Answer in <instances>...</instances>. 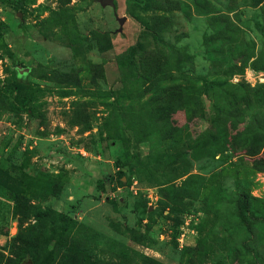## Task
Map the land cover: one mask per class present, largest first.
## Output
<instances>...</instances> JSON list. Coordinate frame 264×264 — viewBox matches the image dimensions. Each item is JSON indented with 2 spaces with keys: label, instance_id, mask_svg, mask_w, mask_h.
I'll use <instances>...</instances> for the list:
<instances>
[{
  "label": "rangeland",
  "instance_id": "rangeland-1",
  "mask_svg": "<svg viewBox=\"0 0 264 264\" xmlns=\"http://www.w3.org/2000/svg\"><path fill=\"white\" fill-rule=\"evenodd\" d=\"M102 1L0 0L2 264H264V0Z\"/></svg>",
  "mask_w": 264,
  "mask_h": 264
},
{
  "label": "trees",
  "instance_id": "trees-1",
  "mask_svg": "<svg viewBox=\"0 0 264 264\" xmlns=\"http://www.w3.org/2000/svg\"><path fill=\"white\" fill-rule=\"evenodd\" d=\"M183 87H187L184 85ZM182 88V87H181ZM181 88L177 85H175L172 90H181ZM187 96V95H186ZM188 97V96H187ZM191 99V97H188ZM232 203L234 205V213L233 215L238 219V224L243 225L244 227H250L253 226L257 222L264 221V215H259L257 211H255L254 208H252L250 200L246 198L244 194L237 195L233 200ZM45 214H42L41 216H44ZM65 220H68L64 217ZM69 223V221H68ZM68 223H65L64 229L68 230ZM50 228V237H48L44 242V249L43 253L39 257H35L32 254L31 246L29 244L17 246L15 251L13 252L14 259H7L4 262H8V264H51L54 259L53 250L47 249V244L50 242L58 244L57 248L62 249V252L64 250V254H74L67 251L64 240L62 239H55L53 234L56 231V227H54V224L51 225ZM3 263V259L0 258V264Z\"/></svg>",
  "mask_w": 264,
  "mask_h": 264
},
{
  "label": "water",
  "instance_id": "water-1",
  "mask_svg": "<svg viewBox=\"0 0 264 264\" xmlns=\"http://www.w3.org/2000/svg\"><path fill=\"white\" fill-rule=\"evenodd\" d=\"M102 3H103V5H109L111 7H114V5H113L111 0H103ZM122 23H123V20L122 19L119 20V25L120 26H121ZM25 71H26V69H25Z\"/></svg>",
  "mask_w": 264,
  "mask_h": 264
}]
</instances>
